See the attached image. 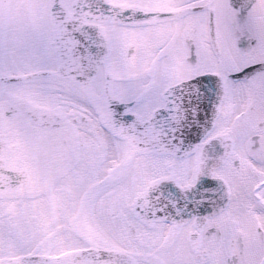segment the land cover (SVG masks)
I'll return each mask as SVG.
<instances>
[{
    "label": "snow or ice",
    "instance_id": "obj_1",
    "mask_svg": "<svg viewBox=\"0 0 264 264\" xmlns=\"http://www.w3.org/2000/svg\"><path fill=\"white\" fill-rule=\"evenodd\" d=\"M0 264H264V0H0Z\"/></svg>",
    "mask_w": 264,
    "mask_h": 264
}]
</instances>
